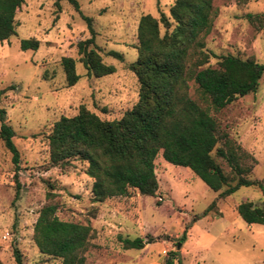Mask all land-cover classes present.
<instances>
[{
    "label": "rangeland",
    "instance_id": "374dc122",
    "mask_svg": "<svg viewBox=\"0 0 264 264\" xmlns=\"http://www.w3.org/2000/svg\"><path fill=\"white\" fill-rule=\"evenodd\" d=\"M78 1L79 11L67 0L60 9L55 0H24L16 16L17 35L0 42V91L5 90L0 107L15 131L21 158L17 196L12 153L0 139V260L18 264L17 249L22 264H61L42 254L33 239L39 211L54 203L61 220L94 229L84 253L86 264H166L171 253L177 254L175 264H264V224L249 225L236 211L246 200L264 205V190L242 187L221 199L192 171L167 162L160 153L155 160L160 184L156 197L131 190L128 197L94 203L86 163L72 160L66 168L50 166L47 136L61 117H73L86 107L103 120H115L138 102L140 86L129 65L138 58L140 18L169 16L176 0ZM213 5L217 15L205 37L206 49L264 63V25L254 26L245 18L248 13L264 14V0H213ZM84 17L93 19L95 42L115 73L87 75L77 48L91 37ZM23 39L38 40L39 48L21 50ZM64 57L77 61L80 80L74 86L67 85ZM195 92L190 82L193 97ZM215 116L222 131L256 160L250 177L264 181V75L256 93ZM217 161L229 170L224 160ZM214 202L216 207L206 213ZM119 236L145 241L151 237V242L141 250H127Z\"/></svg>",
    "mask_w": 264,
    "mask_h": 264
},
{
    "label": "trees",
    "instance_id": "16d2710c",
    "mask_svg": "<svg viewBox=\"0 0 264 264\" xmlns=\"http://www.w3.org/2000/svg\"><path fill=\"white\" fill-rule=\"evenodd\" d=\"M62 1L55 0L57 8L60 9ZM67 1L80 10L78 0ZM23 4L24 0H0L1 43L17 35L16 16ZM216 15L213 0H176L169 16L162 13L157 19L143 15L138 24V58L129 65L140 86L138 102L115 120H103L86 107H81L73 117H61L47 136L50 166L66 168L72 160L86 163L85 173L93 179L94 203L128 197L131 190L156 197L160 184L155 160L160 153L167 162L192 171L221 199L242 187L264 190L263 180L250 177L256 160L222 131L215 116L239 98L259 90L264 63L208 51L205 37ZM245 18L254 26L264 25V14L248 13ZM84 20L91 37L80 41L77 48L87 75L100 78L115 73V66L103 61L95 42L93 19L84 17ZM20 47L23 51H35L39 41L23 39ZM109 54L122 59L120 53ZM61 65L67 85H76L80 80L77 61L64 57ZM190 82L196 85L195 97L190 94ZM4 91H0V96ZM14 137L15 131L7 123V112L0 107V139L12 153L18 196L21 158ZM217 158L224 160L229 170ZM215 207L214 202L206 213ZM57 208L56 204L47 203L39 211L33 233L36 246L42 254L60 260L61 264H86L84 253L94 229L61 220ZM236 211L249 225L264 224V205L246 200ZM119 239L127 250H141L151 242V237L148 241L141 237L119 236ZM171 255L166 264H175L177 254ZM15 257L22 264L17 249Z\"/></svg>",
    "mask_w": 264,
    "mask_h": 264
},
{
    "label": "water",
    "instance_id": "95a60500",
    "mask_svg": "<svg viewBox=\"0 0 264 264\" xmlns=\"http://www.w3.org/2000/svg\"><path fill=\"white\" fill-rule=\"evenodd\" d=\"M180 246H181V244H178V248H180ZM179 254V256H180V253H178Z\"/></svg>",
    "mask_w": 264,
    "mask_h": 264
}]
</instances>
